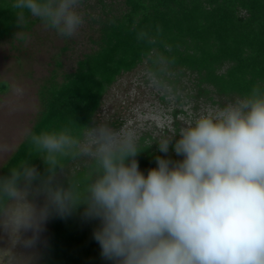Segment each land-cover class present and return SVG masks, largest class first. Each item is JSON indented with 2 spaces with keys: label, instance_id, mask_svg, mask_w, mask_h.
<instances>
[{
  "label": "clouds",
  "instance_id": "obj_1",
  "mask_svg": "<svg viewBox=\"0 0 264 264\" xmlns=\"http://www.w3.org/2000/svg\"><path fill=\"white\" fill-rule=\"evenodd\" d=\"M16 22L40 19L61 37L84 24L81 0H14ZM138 40L154 42L145 31ZM145 69L163 93L168 60L160 55ZM44 165L41 173L22 161L0 176V264L32 257L50 218L83 207L101 256L113 264H264V88L210 110L159 139L156 167L145 174L134 129L94 119L71 128L30 132ZM173 140L175 141L173 144ZM170 146L180 160L167 158ZM67 161H83L81 175ZM62 177V179H61ZM30 233V235H29Z\"/></svg>",
  "mask_w": 264,
  "mask_h": 264
},
{
  "label": "trees",
  "instance_id": "obj_2",
  "mask_svg": "<svg viewBox=\"0 0 264 264\" xmlns=\"http://www.w3.org/2000/svg\"><path fill=\"white\" fill-rule=\"evenodd\" d=\"M13 3L0 0V41L30 28L34 18L26 13L25 22L17 24ZM98 3L102 16L94 42L97 48L84 54L75 70L48 90L45 110L31 132L65 127L78 132L80 125L90 126L119 78L141 67H155L153 60L160 55L168 60L163 79L178 100L179 92L194 91L187 97H205L222 106L221 100L231 103L253 86L264 88V0H122L118 8L105 0ZM140 31L154 42L138 40ZM0 88L5 91L7 85ZM28 137L0 176L25 160L44 172L45 165ZM156 142L150 134L139 138L142 152L137 160L145 174L157 166V156L166 155ZM167 158L182 159L171 146ZM66 166L75 175L87 170L83 161H67ZM82 213L83 207L68 217L51 218L48 253L42 264H113L102 258L93 238L98 221L85 220Z\"/></svg>",
  "mask_w": 264,
  "mask_h": 264
},
{
  "label": "rangeland",
  "instance_id": "obj_3",
  "mask_svg": "<svg viewBox=\"0 0 264 264\" xmlns=\"http://www.w3.org/2000/svg\"><path fill=\"white\" fill-rule=\"evenodd\" d=\"M121 1L105 0L115 8ZM79 10L84 24L72 37L59 36L34 17L30 28H21L0 41V85H7L5 91L0 88V171L45 110L48 90L62 83L84 54L97 48L94 42L99 35L102 6L98 0H81ZM144 72L145 67H141L120 77L105 96L96 119L116 129H134L139 138L150 134L159 141L177 135L200 115L229 104L226 100L220 101L221 106L205 97H187L189 93L195 95L194 91L179 92L178 100L172 92L163 93L150 86ZM50 223L51 218L35 248L18 249L32 257L31 262L22 258L20 264H42L48 253Z\"/></svg>",
  "mask_w": 264,
  "mask_h": 264
}]
</instances>
